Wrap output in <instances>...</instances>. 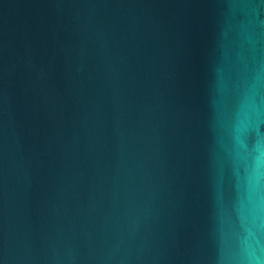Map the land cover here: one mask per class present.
<instances>
[{"label":"water","instance_id":"1","mask_svg":"<svg viewBox=\"0 0 264 264\" xmlns=\"http://www.w3.org/2000/svg\"><path fill=\"white\" fill-rule=\"evenodd\" d=\"M0 264H264V0H0Z\"/></svg>","mask_w":264,"mask_h":264}]
</instances>
